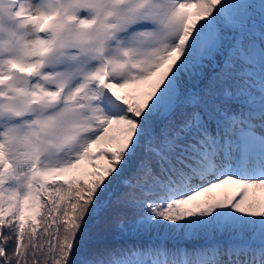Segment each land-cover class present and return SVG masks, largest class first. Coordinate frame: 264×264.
Segmentation results:
<instances>
[{
	"label": "snow or ice",
	"instance_id": "obj_1",
	"mask_svg": "<svg viewBox=\"0 0 264 264\" xmlns=\"http://www.w3.org/2000/svg\"><path fill=\"white\" fill-rule=\"evenodd\" d=\"M0 264H264V0H0Z\"/></svg>",
	"mask_w": 264,
	"mask_h": 264
},
{
	"label": "rangeland",
	"instance_id": "obj_2",
	"mask_svg": "<svg viewBox=\"0 0 264 264\" xmlns=\"http://www.w3.org/2000/svg\"><path fill=\"white\" fill-rule=\"evenodd\" d=\"M228 187V190L231 191L232 190V187L231 186H227ZM217 194H220V192L222 191L221 189H217L215 190Z\"/></svg>",
	"mask_w": 264,
	"mask_h": 264
}]
</instances>
